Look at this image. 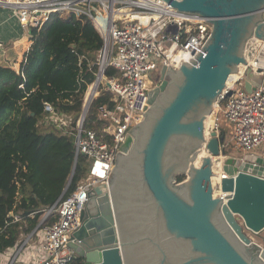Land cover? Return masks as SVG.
I'll list each match as a JSON object with an SVG mask.
<instances>
[{"label": "water", "instance_id": "95a60500", "mask_svg": "<svg viewBox=\"0 0 264 264\" xmlns=\"http://www.w3.org/2000/svg\"><path fill=\"white\" fill-rule=\"evenodd\" d=\"M163 1L205 19L210 36L190 63L162 67L70 247L82 264H264V158L228 154L225 133H205L231 76L264 92V0ZM215 164L227 176L216 188L223 197L214 196Z\"/></svg>", "mask_w": 264, "mask_h": 264}, {"label": "built area", "instance_id": "2783aa9c", "mask_svg": "<svg viewBox=\"0 0 264 264\" xmlns=\"http://www.w3.org/2000/svg\"><path fill=\"white\" fill-rule=\"evenodd\" d=\"M3 7L10 8L20 26L28 32L40 30L53 16L61 20L71 16L87 17L103 41L102 48L90 62L97 66V72L85 93L83 111L76 125L45 104L49 121L74 136L75 156H84L89 161L87 176L44 212V219L31 233L0 254V264H79V257L70 246L82 225V212L98 197L94 189L108 185V175L120 146L130 130L143 121L157 72L162 67L177 69L181 63L194 60L210 36L211 25L205 19L176 13L163 0H0V8ZM110 68L116 74L108 76L106 72ZM228 90L232 91L230 96L226 95ZM105 94H109L108 102L99 107L94 121L98 130L85 129L92 101ZM214 110L221 113L231 127L230 140L235 152L254 155L261 149L264 145V92L261 89L246 92L242 72L220 95ZM221 130L220 119L214 117L209 133L220 134ZM228 146L225 141L220 148L226 150ZM219 174L215 197H223L216 188L227 178L222 170ZM49 217L54 221L44 224Z\"/></svg>", "mask_w": 264, "mask_h": 264}, {"label": "trees", "instance_id": "16d2710c", "mask_svg": "<svg viewBox=\"0 0 264 264\" xmlns=\"http://www.w3.org/2000/svg\"><path fill=\"white\" fill-rule=\"evenodd\" d=\"M30 40L18 70L0 66V254L31 233L44 212L88 173L86 158L79 156L65 191L76 159L75 138L49 121L45 104L76 125L95 79L97 66L90 62L102 38L87 17L53 16L40 30H30ZM106 74L116 71L110 68ZM108 99L105 94L92 101L85 129L98 130L94 121ZM53 221L49 217L44 224Z\"/></svg>", "mask_w": 264, "mask_h": 264}, {"label": "crops", "instance_id": "0c3cea01", "mask_svg": "<svg viewBox=\"0 0 264 264\" xmlns=\"http://www.w3.org/2000/svg\"><path fill=\"white\" fill-rule=\"evenodd\" d=\"M0 44L2 45L0 47V66L18 70L22 58L31 45L30 32L25 31L20 26L10 8H0ZM227 126L230 128L229 139H231V127ZM222 128L226 133V129L223 126ZM254 155L264 158V145ZM263 235L264 233L262 232L260 234L261 239L257 238L259 245H264Z\"/></svg>", "mask_w": 264, "mask_h": 264}, {"label": "bare ground", "instance_id": "6f19581e", "mask_svg": "<svg viewBox=\"0 0 264 264\" xmlns=\"http://www.w3.org/2000/svg\"><path fill=\"white\" fill-rule=\"evenodd\" d=\"M237 77H238V75H233L228 79V82H227L228 87H230L232 85V83L234 82V80L237 79ZM212 126H213V115H210L207 117V119L205 121V133L206 134L209 133ZM204 155H205L204 153H201L199 157L204 156ZM196 164H197V162H196ZM197 166H198V164H197ZM213 172H214V176L212 178V186H214V188H215V185L218 184L217 183L218 177H219V175L221 176V174H219L221 172V165L215 164L214 168H213ZM114 225H115L114 230L116 232L117 231L116 223Z\"/></svg>", "mask_w": 264, "mask_h": 264}, {"label": "rangeland", "instance_id": "374dc122", "mask_svg": "<svg viewBox=\"0 0 264 264\" xmlns=\"http://www.w3.org/2000/svg\"><path fill=\"white\" fill-rule=\"evenodd\" d=\"M154 85V84H153ZM213 118L217 117L220 119V125L221 127L223 126L226 129V133H225V137H226V142L228 143V148H226L228 154L234 155L236 152L233 149L231 140L229 139V131L230 128L226 125V121L222 118V114L221 113H216L215 110L212 111ZM223 129V128H222ZM224 130V129H223ZM225 131V130H224ZM87 163H89V161H87ZM44 217V216H43ZM42 217V218H43ZM42 220V219H41ZM264 233V232H263ZM264 236V235H263Z\"/></svg>", "mask_w": 264, "mask_h": 264}, {"label": "flooded vegetation", "instance_id": "af4514ba", "mask_svg": "<svg viewBox=\"0 0 264 264\" xmlns=\"http://www.w3.org/2000/svg\"><path fill=\"white\" fill-rule=\"evenodd\" d=\"M158 75H157V79H156V82L154 83L153 85V88L158 84L160 83V73H161V69L157 72ZM83 263V262H82Z\"/></svg>", "mask_w": 264, "mask_h": 264}]
</instances>
